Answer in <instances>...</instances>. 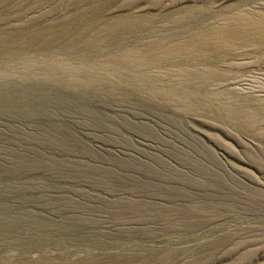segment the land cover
Returning <instances> with one entry per match:
<instances>
[{"label":"rangeland","instance_id":"rangeland-1","mask_svg":"<svg viewBox=\"0 0 264 264\" xmlns=\"http://www.w3.org/2000/svg\"><path fill=\"white\" fill-rule=\"evenodd\" d=\"M87 1L8 0L5 14L23 17L6 31L132 11L165 14L162 33L179 28L166 18L202 5L264 18V0ZM248 46L208 85L257 114L243 125L130 87L0 80V264H264V49Z\"/></svg>","mask_w":264,"mask_h":264},{"label":"bare ground","instance_id":"bare-ground-1","mask_svg":"<svg viewBox=\"0 0 264 264\" xmlns=\"http://www.w3.org/2000/svg\"><path fill=\"white\" fill-rule=\"evenodd\" d=\"M7 1L0 0V54L12 61L8 59L11 61L9 64L1 62L0 80L15 76L25 82L46 80L68 88L95 87L112 93L122 90V87H130L140 94L180 105L187 113L217 109L225 113L224 121L241 125L246 120L249 122L247 118L257 115L242 109L241 104L236 107L231 98L224 99L225 93L209 91L208 85L226 77L219 64L233 57L238 47L255 45L258 49H264V18L259 13H247L234 5L233 9L237 11L213 16L207 14L203 5L184 7L182 14L179 12L180 16L166 18L165 26L175 25L179 28L162 33H157L153 26L156 20L166 16L163 11L164 16L128 11L122 15L109 16L111 18L100 17L101 20L96 22L86 19L88 13L83 17L81 13L82 19L78 26L68 25L77 23V17L67 25L57 22L56 28L46 23L25 33L15 32L17 35H11L9 32V35L6 30L15 29L22 19L18 13L5 14L9 10H2L1 7ZM75 5H72L71 10ZM96 5L97 9L106 7V3ZM130 6L132 8L133 5ZM34 22L30 18L21 24L27 27Z\"/></svg>","mask_w":264,"mask_h":264}]
</instances>
